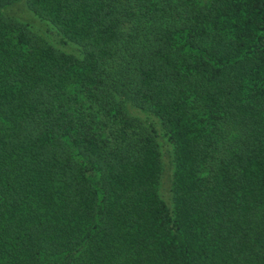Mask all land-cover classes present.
Listing matches in <instances>:
<instances>
[{
	"label": "trees",
	"instance_id": "1",
	"mask_svg": "<svg viewBox=\"0 0 264 264\" xmlns=\"http://www.w3.org/2000/svg\"><path fill=\"white\" fill-rule=\"evenodd\" d=\"M0 264H264V0H0Z\"/></svg>",
	"mask_w": 264,
	"mask_h": 264
},
{
	"label": "rangeland",
	"instance_id": "2",
	"mask_svg": "<svg viewBox=\"0 0 264 264\" xmlns=\"http://www.w3.org/2000/svg\"><path fill=\"white\" fill-rule=\"evenodd\" d=\"M24 4L25 3H23V1L18 3L10 13L16 15V17L21 18L22 20H26L32 23L34 26H36V28L40 27L42 25L41 21L35 19L32 14L25 8ZM65 48L69 49V47L67 46H65Z\"/></svg>",
	"mask_w": 264,
	"mask_h": 264
}]
</instances>
